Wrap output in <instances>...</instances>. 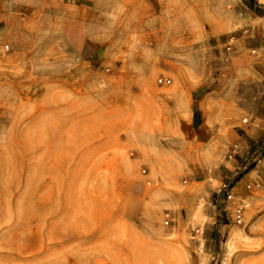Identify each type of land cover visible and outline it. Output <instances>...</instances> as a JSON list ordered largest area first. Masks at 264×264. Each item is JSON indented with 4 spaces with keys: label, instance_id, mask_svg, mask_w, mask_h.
<instances>
[{
    "label": "rangeland",
    "instance_id": "1",
    "mask_svg": "<svg viewBox=\"0 0 264 264\" xmlns=\"http://www.w3.org/2000/svg\"><path fill=\"white\" fill-rule=\"evenodd\" d=\"M223 1L231 28L211 40L212 55L202 51V22L185 23L187 29L150 12L99 21L108 17L102 6L95 8V37L88 48L75 53L68 47L58 54L55 32L69 33L70 22L56 21L55 14L75 12L72 1L0 0V159L12 169L31 165L32 192L38 191L45 151L38 149L42 136L26 134L23 127L37 126L45 95H54L60 81L79 82L81 110L135 111L142 104L159 115L154 164L141 158L132 140L120 152L63 151V165L73 157L75 167L55 175L49 167L56 156L47 151L46 213L39 212L38 197L32 196L29 209L23 207L25 198L12 199L15 206L0 212V237L24 244L0 245V260L12 254L15 259L7 264H252L264 255V164L251 165L248 154L254 143L264 148V134L249 146L242 139L244 129L264 117V0ZM106 32L111 37H104ZM206 58L214 66H207ZM159 78L170 84L158 85ZM178 83L192 88L193 107L211 94L205 117L196 112L190 133L170 138L161 115L170 111ZM230 92L239 104L234 122ZM180 119L179 128L186 129ZM202 123L226 125L233 133H211V144L216 137L227 141L234 135V140L209 145L202 157ZM233 144L238 154L228 159ZM110 152L114 160L102 163ZM55 179L65 181L62 188L56 189ZM228 179L236 182L237 202L248 205L240 225L233 220L234 206L220 203L219 190ZM165 214L169 225L163 223ZM44 221L46 230L39 229Z\"/></svg>",
    "mask_w": 264,
    "mask_h": 264
},
{
    "label": "crops",
    "instance_id": "2",
    "mask_svg": "<svg viewBox=\"0 0 264 264\" xmlns=\"http://www.w3.org/2000/svg\"><path fill=\"white\" fill-rule=\"evenodd\" d=\"M58 1L55 0V4ZM73 5L77 7L75 12L66 14L59 11L55 14V20L58 22H70V32L64 33L63 30L55 32V53L63 54L68 50L64 48H71V52L79 53L84 48H88L90 41L94 40L93 25L95 22V8L97 6L107 7L103 9V13L108 16L106 18L100 17L103 21H113V15L127 16L135 13L137 16L148 17L151 16L157 20L163 19L168 22H182L184 28L188 29L190 21L202 22V51L207 54H214L211 45V40L218 39L225 32L231 28V20L229 19L226 10H222L223 0H70ZM237 0L230 1V5ZM217 7L214 9V5ZM221 6V7H218ZM102 14V12H101ZM122 19V18H121ZM141 19V18H138ZM197 26V25H196ZM104 37H111L109 32L103 34ZM183 35L182 37H184ZM263 62V61H262ZM207 66H214V61L210 58L205 59ZM78 81H60L57 85L54 95H45L44 111L40 112L37 117L38 124L25 125L23 132L26 134L38 133L42 136L38 142V149L45 151L41 153L38 164V191L31 190V165H25L22 169H12L7 162L0 159V212H5L6 209L12 208V199L25 198L23 207L29 209V200L32 196L38 197L39 212L46 213L44 209L48 196L47 192V151H54V155L62 158L63 151H70L71 155L74 151L80 149L93 150L95 153L105 151L120 152L134 140L136 148L142 155V159H146L151 164L156 162V152L158 149V133H159V115L154 108H144L142 104L135 111L126 110H81L80 102L83 101L78 94ZM172 104L171 109L165 115V124L169 128H165V135L170 138L174 136H184L190 133L192 119L196 112L203 119L206 115L205 100L211 94L207 92L200 97L198 105H192V88L188 83H178L176 89L171 91ZM89 93L86 97H88ZM264 103V97L261 98ZM230 108L231 118L234 122L235 115L238 113L239 104L236 95L230 92ZM217 113L216 107L213 108ZM216 115V114H215ZM218 115V114H217ZM223 117V114L219 115ZM185 118L186 129L179 128L178 121L180 118ZM207 126L202 123V157L205 156V150L209 145L216 148L217 145L225 144L234 140V135H230L227 141H223L222 137H216L213 144H211V133H230L232 131L226 125ZM124 131V136L118 135L119 131ZM235 133V132H234ZM264 134V117L255 118L250 123L249 127L244 129L243 142L246 146L257 142ZM126 141V143H125ZM113 153L110 152L102 158V163L111 164L114 160ZM49 167L51 173L58 175L60 173H72L75 167V159H70L69 165H63L62 160L56 161ZM96 163V162H94ZM171 163L174 164L173 161ZM76 170V169H75ZM34 174L35 171L33 170ZM250 173H254L251 170ZM250 175V174H248ZM243 180V179H242ZM64 180L55 179L56 189L62 188ZM70 181H66L69 183ZM65 183V184H66ZM19 187V189H16ZM21 188V189H20ZM61 194H54V197H59ZM46 221H44L39 229L46 230ZM21 239L17 237L8 238L7 235L0 237V245L4 247L14 246L19 244ZM20 244H24L21 242ZM256 261L252 260V264H264V255L259 256ZM1 258V257H0ZM0 260V264L13 263L15 257L6 255Z\"/></svg>",
    "mask_w": 264,
    "mask_h": 264
},
{
    "label": "built area",
    "instance_id": "3",
    "mask_svg": "<svg viewBox=\"0 0 264 264\" xmlns=\"http://www.w3.org/2000/svg\"><path fill=\"white\" fill-rule=\"evenodd\" d=\"M233 37H230L228 40V46L227 50L229 51L231 49L230 45L233 43ZM9 49L8 45H5L3 47V50L7 51ZM158 85L160 86H167L170 84V80L164 79V78H159L157 80ZM244 123L247 122L246 119L243 120ZM249 152L250 154V163L253 166H257L260 164H264V148L259 144V143H254L251 147H249ZM238 154V144H233L231 146V149L229 150L228 153V159H234ZM236 182L233 181L232 179H228L224 181L221 184L220 190H219V197H220V203L221 204H228L231 203L234 208H233V220L236 224L240 225L244 221V215L245 211L248 207L247 203L245 202H237L234 196V188H235ZM249 187V186H248ZM170 222V217L169 214L164 215V225H169Z\"/></svg>",
    "mask_w": 264,
    "mask_h": 264
}]
</instances>
